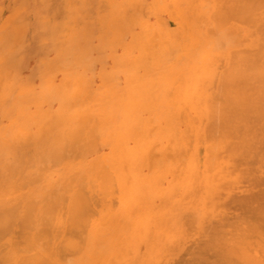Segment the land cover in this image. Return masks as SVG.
Instances as JSON below:
<instances>
[{"label":"bare ground","instance_id":"6f19581e","mask_svg":"<svg viewBox=\"0 0 264 264\" xmlns=\"http://www.w3.org/2000/svg\"><path fill=\"white\" fill-rule=\"evenodd\" d=\"M119 6L115 9L118 17ZM177 6L178 10L174 8L173 11L178 16L172 18L178 23L172 27L162 24L161 31H158L143 21L140 24L144 35L138 45L139 55L129 68L130 86L134 87L127 92L125 117L114 121L116 123L107 135L101 136L104 142H115V148L108 157L85 167L83 155H74L73 161L66 163L61 179L50 183L46 191L33 184L24 191V185L20 183L23 182L21 171L3 172L4 177L15 176L12 181L15 183L0 184V195L15 189L18 201L14 207L12 199L0 200L1 264H173L174 260L178 264V260H182L178 259L179 256L185 252L186 255L192 253L189 255L192 261L188 259V263L179 264H213L214 260H209L212 256L217 264H264V193L255 197L252 194V201L259 197L256 198L258 202L256 205L254 202V211L249 210L248 217L242 219L241 209L251 204L248 194L253 189L248 188L251 191L245 193L244 198L237 196L239 200L234 198V192H229L233 186L231 183L240 173H246L245 177L252 173L248 177L252 178L256 170L259 177L256 181L264 173V0H178ZM203 18L214 23V29L216 27L221 33L224 31L223 37H228V45H216L207 38L199 24ZM116 21L113 22L115 28L119 29L120 24L127 27L125 15ZM173 52L178 53L176 63H171ZM218 61L221 70L218 69ZM139 69L143 70L142 75H139ZM166 83L173 85L177 99L174 106L169 105L173 110L167 112L168 119L160 118L166 121L167 126L151 133L155 125L152 127L148 120L142 122L138 111L146 110L148 101L158 100L166 89ZM116 97L111 95L109 99L114 107L120 103ZM82 111L87 113L82 108L74 115H79L84 125L89 118ZM79 123L75 126L79 127ZM66 128L65 125L63 131ZM169 128L173 129L168 132ZM75 131L72 129L69 140L77 134ZM61 134L55 135L57 142L64 139ZM99 138H94L93 142ZM200 141L206 145L209 154L203 155L207 159L202 157L206 162L203 160L205 164L201 166L204 168L201 174L197 171V163L200 164L202 159L201 162L195 161V146ZM58 143H55L57 150L61 149ZM201 149L205 151V148ZM59 151L62 154V149ZM59 151L47 153L58 159ZM220 155L226 159L224 162ZM166 159L170 161L167 166L172 168L171 174L164 166L160 167L164 163L161 161ZM243 165L246 168L247 165L252 166L249 169L254 167L255 170L252 172L250 169L248 174ZM168 177L170 179L164 185ZM241 177L240 181L248 180L243 179V175ZM31 178L28 182L33 181ZM248 181L252 182L244 184L255 182ZM260 183L264 184L263 181ZM236 184L240 185L239 180ZM226 195L227 198L232 195L235 202L231 199L230 202L229 198L223 201ZM164 201L169 205L165 209L167 213L163 211L158 215L167 217L158 218L153 211ZM20 203L21 206L17 207ZM225 205L233 208L227 209ZM236 208L241 215L240 218L235 217L239 213L233 212L238 213L234 220L231 212ZM196 235L200 239L190 241V244L189 239ZM185 242L192 248L184 245ZM183 246L190 251L182 249L184 253L178 256ZM189 257H184L183 261Z\"/></svg>","mask_w":264,"mask_h":264},{"label":"rangeland","instance_id":"374dc122","mask_svg":"<svg viewBox=\"0 0 264 264\" xmlns=\"http://www.w3.org/2000/svg\"><path fill=\"white\" fill-rule=\"evenodd\" d=\"M177 5L178 0H0V184H4L7 182L15 183L12 182L14 179L13 177L15 176L7 175L6 177H4L3 174L4 171L7 173L9 172V170L15 169L18 172H22L23 182H20L22 185H24V188L22 190L27 191L29 189L28 185L33 184L41 191H46L50 183L58 182L61 179L66 163L73 161L74 155H83L85 162L83 163V165L87 167L94 162L105 159L111 154V152L114 150L113 148H115V142H104V140L102 139L103 137L101 136L107 135V132L111 130L114 126V123H116L114 121H120L122 117H125L123 116V111L125 108L124 103L127 101V97L129 94L127 92H130V87H134L130 86L131 80L129 79V68L133 60L139 55L138 45L141 42L140 38L144 35V29L140 24L143 21L149 24L152 29H157L158 31H161L160 28L162 24H166L170 27L174 26L175 22L178 23V20L174 22L172 18L173 16H178V14L174 13L173 11L174 8L178 10ZM118 6L121 7L119 17L118 13L115 10ZM168 6L170 7L168 8ZM62 11L65 12V14ZM124 15L127 22V27H124L123 24H120L119 29L115 28L113 22H117L116 19L119 22L122 19V16L124 17ZM157 16L160 17L162 21H160V19L158 21V18L156 19ZM69 23L72 24L70 25ZM199 24H201L202 30L204 31L207 38L214 41L216 45H228V37H223L224 31L221 33L216 29V27L215 30L214 23L209 22L208 20H206V18H203V21L199 22ZM23 26L25 27V29ZM64 28L67 30H65ZM16 30L17 33L15 32ZM84 34H87V37ZM62 35L64 36V38L62 37ZM72 43L74 46L72 45ZM121 53L123 54L120 55ZM176 62H178V53L173 52L171 63ZM217 65L219 66L218 69L221 70V64H219V61ZM10 71L11 73L9 74ZM138 73L139 75H142L143 70L139 69ZM4 74L7 75L4 76ZM177 78L178 77L176 76L175 80ZM21 82L23 85L21 84ZM168 86L169 84L166 83V89L161 92V96L158 100L156 99V101H148L146 110L141 109L138 111L139 117H141L142 122L144 120H148V122L151 123L152 127H154L155 125L154 130H151V133H157L158 130L164 129V127L167 126L166 121L164 119H162V121L160 118H162L163 116L164 118L168 119L167 112L169 111V109L173 110L170 106H174V103L177 99L175 97L176 95H174L175 93L173 92V85L169 87ZM207 92L210 93L211 91L208 90ZM165 93L166 96L164 95ZM111 95L117 96L116 98L120 99V103L117 104V107L112 106V103H110L109 99ZM172 95L174 96V98ZM31 96L33 99L31 98ZM65 100L67 101V103ZM161 104H163L162 107ZM82 108L86 109L87 111V113L82 111V113L84 112L83 115L87 114L89 118V122L83 121L85 122L84 125L79 119V115H74L76 111L79 113ZM32 116L37 117L34 118ZM55 117H57V119ZM79 121L80 126L77 127ZM54 122L56 123V125ZM75 124H77V126H75ZM93 124L94 129H92ZM65 125L67 126V128L65 131H63ZM50 126H52V128H50ZM74 126L77 131H75V129L73 128ZM78 128H81V130H78ZM72 129L77 134H73V136H71V139L69 140L70 135H72ZM91 129L93 132L91 131ZM172 129L173 128H169L167 129V131L170 132V130ZM29 133L34 136H29ZM47 133L48 135H46ZM79 133L81 134L80 137ZM19 134L21 135L18 136ZM57 134H61L62 137H64V139H60V141H58L60 142L62 154L59 151L61 149L57 150L58 148H56L57 146H55V143L59 145L55 136ZM88 136H91V139H89ZM42 137L45 138L43 139ZM94 138L99 139L94 143ZM76 139H78L79 141ZM22 143L24 144L22 145ZM68 144L71 145V151L69 150ZM78 144L79 146H77ZM84 144L86 147L83 146ZM90 145L93 147H91ZM200 145L201 147L205 148L206 153L203 149H201ZM205 146L206 145H204L201 141L197 142L195 146V161L201 162L200 160L202 159V162L200 163L201 165L197 163V171L199 174H201L200 171H203L204 169L201 166H203L205 164L204 162H206L202 157H206L205 159H207V156L209 155L207 154L208 149H206ZM198 149L202 151H199ZM58 151L60 153L58 159L53 158L52 154L57 153ZM15 152L16 154L20 153L19 156L17 155L18 157L16 156ZM47 152H50L52 154L49 155L50 153L48 154ZM197 152H201V154H197ZM223 154L224 153H222V155ZM226 154L227 153H225V157H227ZM46 156L48 157V159H46ZM60 157H62V160L59 159ZM221 158L223 159V162L224 160H226L220 155V160ZM44 159H46V162L44 161ZM49 159L53 163L50 164ZM22 160L24 161L22 162ZM54 162L56 164H54ZM161 163L163 164H160V167L164 166L166 168V172L169 173L170 171V174L171 172H173L172 168L168 167L170 165L169 160H163L161 161ZM9 164L11 167L9 166L10 168L6 169ZM42 164L45 166L44 168H42ZM247 166L248 167L246 168L243 165L244 171L246 170L248 174L249 172L251 173V170L252 172L255 170L254 167L253 169H251L252 166ZM150 167L151 170H153L152 166ZM241 167L242 166H240V168ZM249 167H251V170L249 169ZM145 171L147 172V170ZM255 172L256 170L253 173L254 175L256 174ZM1 174H3V176H1ZM241 174L244 177L246 175V173L245 175L243 173H240V176L238 177L239 179L237 178L234 180L235 183H231L233 184V186H231L229 192L230 194H233V192L235 193L233 194V196L236 195L234 196V198L236 197L237 199L238 197H240L241 199V197L246 196V194L251 191L248 188L253 189L254 191L252 190V193L249 192L250 195L248 194V196H250L251 198L246 197V199H250L249 201H251L250 203L252 204V206L254 205V202L256 205L258 202L256 198L259 197H256L255 201L252 200L255 196H259L258 194L261 195V193H264V184L262 185L260 183L261 181H263L264 183V180H262L264 179V177H262L264 176V173L259 175L262 178L259 179L261 181L258 180L259 182L256 181L259 178L257 174L255 176L252 175V178H248L252 174L251 173L249 176L247 175L245 178H243L248 180H255L254 183L256 185L254 183L251 185L250 183L252 181H240V179L242 178ZM29 178L33 179V181L28 182ZM169 179L170 177H168V179L164 181V185H166ZM238 180L240 185L236 184L238 183ZM245 182H250L248 183L249 186L246 187V185L248 184L245 185ZM257 183H260V185L258 186ZM242 184L245 186H243ZM246 188L247 191L244 190ZM255 188H257L259 192L255 193L257 191ZM259 188H262V190H260ZM229 192L228 194H225L229 195ZM16 194L17 192L15 189L8 190L6 193H4L5 196L0 195V200L3 198L5 200L12 199L11 205H14L15 207L18 201V198L16 199ZM238 194L241 196H239ZM252 194L254 197H252ZM227 195L223 196V201L224 199L229 198V200L231 199L232 202H235V199L232 197V195L230 196L231 198H227ZM226 201L227 200H225V203H227ZM236 202L238 201L236 200ZM114 203L116 204V202ZM251 204L246 205L245 207H243V209L240 208L243 211H241L243 215L240 214L239 209V211L237 210V208L235 210L233 209L231 215L234 214L233 212H238L239 214L237 213V215L235 213L231 217L237 215L235 217L246 219V214L249 215L250 213L248 211H254V206L252 207ZM231 205H227V207L233 208L235 204H233V206ZM19 206H21V203L17 207ZM168 207V203L164 201L161 206H158L156 210L153 211V213L155 212L156 215H154L159 218V216L161 215L158 214H163V211L166 212L167 210L165 209H168ZM228 211H231V209ZM226 213L228 212L226 211ZM161 217L166 218L167 216L165 217V215H163ZM234 218H232L231 220H233ZM234 220H236V218ZM196 237L197 235L189 239V243L190 241L197 242L196 240L200 239L199 237ZM190 244H187L185 242L184 245L188 246ZM194 244L195 243L192 244L193 247L195 246ZM183 247L178 252V256L187 251L184 249H188V251H190L189 248ZM182 249L184 251L183 253L181 252ZM185 253L183 254V256L185 255V258L186 256L189 257V255L191 256L192 254L191 252V254L189 253V255H186ZM178 256H176V260L182 259L181 262L180 260H178V264L187 262V260L191 258L189 257L186 259V261H183L185 258L182 255L179 256V258ZM212 258L214 257L212 256ZM212 258L208 259L210 261L214 260L213 262L215 263L216 260ZM189 261L191 262L192 259H190ZM173 262V264H175V260ZM197 262L198 261H196V263Z\"/></svg>","mask_w":264,"mask_h":264}]
</instances>
